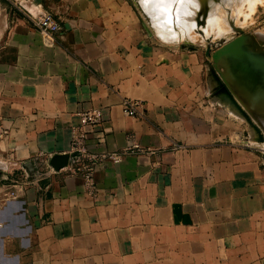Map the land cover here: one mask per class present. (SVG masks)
I'll list each match as a JSON object with an SVG mask.
<instances>
[{
    "label": "crops",
    "instance_id": "crops-1",
    "mask_svg": "<svg viewBox=\"0 0 264 264\" xmlns=\"http://www.w3.org/2000/svg\"><path fill=\"white\" fill-rule=\"evenodd\" d=\"M8 1L36 16L47 9ZM99 1L57 17L53 37L0 12V163L10 171L39 152H66L71 127L92 109L104 119L82 126L88 152L122 154L100 165L93 196L60 171L6 199L0 264H264L259 155L223 143L203 112L181 111L201 58L152 40L119 0ZM123 98L138 115L122 111Z\"/></svg>",
    "mask_w": 264,
    "mask_h": 264
},
{
    "label": "rangeland",
    "instance_id": "rangeland-1",
    "mask_svg": "<svg viewBox=\"0 0 264 264\" xmlns=\"http://www.w3.org/2000/svg\"><path fill=\"white\" fill-rule=\"evenodd\" d=\"M42 1L46 4L47 9L41 15L51 13L53 14L54 18L57 21H58L57 17L67 15L68 13L76 15V17H78V15L80 14L83 15L88 14L89 12H92L100 5L99 0H42ZM119 1L124 3L125 6L130 10V12L135 16V18L137 19L138 28L142 30L144 34H147L149 37H151L152 40L159 42L163 45L173 46L175 48L177 47L184 48L189 50L190 52H195L199 55V57L202 60L200 62V64L202 65V69L200 71L201 81L197 84V86L194 85L191 86V92L186 97L184 101V105L181 108V111L203 112L204 117L201 118H204L210 124H213L214 122L217 123V130L219 129L221 130L223 143L236 142L241 147H245L249 150L254 151L256 154L259 155L262 162V169L264 171V146L261 145L264 144V112H251L253 110L256 111V109H254L253 107L254 105H252L251 107L250 105H248V103L254 104L264 100L263 97L264 90H260L259 88L260 85L257 86L258 81H254V80L250 81L248 79V81L244 83V85L246 86L245 91L247 93L244 94L245 91L244 92L239 91L237 95L233 92L234 90L233 86L227 83L223 79L221 73V71L223 70V65L227 60L223 55L225 53V50H223L224 49L223 46H226V48L231 51L230 57L235 59L236 69L240 70V68L244 65V63H248L249 68H251L250 66L253 65L254 67L256 66L260 68L264 72V1L262 0L263 3H261V1L259 0H257L258 2L249 1L250 4L246 3L248 2L246 1L244 3L248 4L249 7L247 5L245 6V4H242L241 9L246 7L245 9L242 10L240 9V12L237 14L229 13L230 18L229 15L225 16L228 27V29L226 28L227 30H225L226 31L225 35H220V36L217 35V30H214L212 28L211 29L206 28L205 30L207 32L201 31L200 34L198 35L196 31L198 27L196 28V25L194 24L189 29L192 35L189 36V38L185 36L186 39H184V37H182V35H179L180 33L176 31L179 29L181 30V28L179 27L181 26L180 25L181 23L179 25H171L170 23L168 24V22L166 24L165 22L160 21L158 22V24L156 23L158 27L155 26L156 21L154 22V20H156L159 16L158 17L157 15L155 16L153 11L155 12L156 9L158 11V14L161 13L162 15L163 11H161L160 8H162V10L165 7L167 8V6H169L168 4H171L172 1L166 0L167 5H165L164 8L158 7L159 9L155 8V6L152 5L150 6L148 4V2L151 0H140V1L119 0ZM137 1L140 3H138ZM167 1L170 3H167ZM173 3L176 5L178 2H176L175 0V2ZM152 4L154 5L155 3L152 2ZM174 4L173 6L170 5L174 9L169 7L170 10L169 12H173L175 10ZM147 5H149L150 8ZM140 6L143 7L140 8ZM145 6L148 8L146 9ZM218 7L219 6L216 5L215 10H212L214 11V14L218 9ZM143 8L146 10L148 9H154V10L153 11L149 10V12L148 11L145 12L146 10H143ZM166 8H165L166 13L165 12L164 13L167 15L168 10ZM6 11L15 12L16 14L21 15L26 20H27V15L38 17L30 13L27 9H25L20 2L17 3V2H9L8 0H0V12H6ZM247 11L249 12L247 13ZM243 13L244 15H241ZM150 14L155 16V18ZM155 14H157V12ZM147 15L150 17H148ZM152 17L154 18L153 23L151 21ZM159 19L161 20L162 18L159 17ZM196 19H195V23H196ZM241 23L242 25H240ZM163 27L164 29L162 30ZM231 28L233 29L230 30ZM160 30H162V33ZM163 31L166 32L163 33ZM169 33L171 34L173 33L172 36H170L171 34ZM206 33H209V35L207 36ZM162 34L164 35V37L169 36V38L165 39L164 37H162L163 36ZM242 35L244 36V38L240 37ZM214 41L215 42L218 41V43L213 46L212 42L215 43ZM219 41L221 42L219 43ZM239 41L241 42V44L245 43L247 46L245 48H242ZM207 46L209 47L211 46L209 51H207ZM215 52H216V56L214 59L212 55ZM241 56L243 58H241ZM220 59L222 61H220ZM237 61H239L240 63ZM240 64L242 66H240ZM252 82L253 85L251 84ZM252 94L255 95L256 97H253ZM257 96H260L261 98L260 97L257 98ZM250 97L256 98V100L258 99L259 101L254 102L255 99ZM260 105L261 104H258L257 106ZM0 164H1L0 171H2L5 168L6 164L5 162H2ZM8 167H10V164H8ZM8 188L9 187L5 186V188H3L0 191V208H2V206L6 202Z\"/></svg>",
    "mask_w": 264,
    "mask_h": 264
},
{
    "label": "built area",
    "instance_id": "built-area-1",
    "mask_svg": "<svg viewBox=\"0 0 264 264\" xmlns=\"http://www.w3.org/2000/svg\"><path fill=\"white\" fill-rule=\"evenodd\" d=\"M28 22L43 35L53 37L62 29L59 21H57L53 14L47 13L38 17L27 15ZM138 103L128 98H123L121 101L122 111L126 115H138ZM104 119V114L101 109H92L80 114V125L72 126L70 129V140L68 150L69 157L66 165L59 169H55L50 163V158L54 155L52 153L39 152L32 160L22 161L17 168H12L9 171L7 167L1 171L3 180L8 181L6 184L8 188L7 197L16 198L18 195L25 193L26 189L33 184H37L44 179L48 174L64 172V174L71 178H79L82 181L83 188L86 194L93 196L96 193L95 174L103 164L104 160L110 159L117 163L121 160V153H108L100 157L88 152L85 139L86 132L82 126L93 125L99 123ZM7 135V128L0 123V142ZM138 152L140 149L137 150ZM58 153V154H64Z\"/></svg>",
    "mask_w": 264,
    "mask_h": 264
},
{
    "label": "bare ground",
    "instance_id": "bare-ground-1",
    "mask_svg": "<svg viewBox=\"0 0 264 264\" xmlns=\"http://www.w3.org/2000/svg\"><path fill=\"white\" fill-rule=\"evenodd\" d=\"M140 1V0H139ZM169 1H172V3L173 2H175V0H169ZM246 1H248V2H246ZM254 2V1H257V0H176V2H178L176 5L174 4V6H175V10L173 11V10H171V11H173V12H169L170 10H169V7H171V6H173V4L171 3V4H168L169 6H167V10H168V12H167V15L165 14L166 12H165V8L162 10V8H160L161 9V11H163L162 12V15H161V13H159L158 14V11L155 9V8H158L157 6H156V4H152V2L151 1H149L148 2V4L151 6H155V12L153 11L154 9H148V10H146L148 7H146V9H144L143 8V10H146L145 12H149V10H151V11H153V13H154V15L156 16L157 15V17L159 16L160 18H162L161 20L159 19V17L156 19V20H154V22H155V26H157L158 27V25H156V23L158 24V22H160V21H163V22H165L166 24H167V22H168V24L170 23L171 25H179L180 23V25L181 26H179L180 28H181V30L179 29V30H176V31H178V33H180L179 35H182V37H184V39H186V37L187 38H189V36H191L192 34H191V32L189 31V29H190V27L192 26V25H196V28H197V33H198V35L200 34V32L201 31H206L205 29L206 28H212V29H214V30H217V35H225L226 34V31L225 30H227L228 29V27H227V20L225 19L226 17L225 16H228L229 15V18H230V14L229 13H231V14H237V13H239L240 12V9H241V7H242V4H245V6L247 5L248 6V4H246V3H249L250 4V2ZM259 1H261V3H263L262 2V0H259ZM264 1V0H263ZM138 2V1H137ZM136 2V3H137ZM142 2V1H141ZM244 2H246V3H244ZM258 2V1H257ZM256 2V3H257ZM138 3H140V2H138ZM143 3V2H142ZM145 3V2H144ZM167 3H170V2H168L167 1ZM149 5H147V6H149ZM167 5V4H166ZM171 5V6H170ZM219 6L218 7V9L216 10V12H215V14H214V11H212V10H215V6ZM255 5V4H254ZM144 6V5H143ZM143 6H140V8L141 7H143ZM150 6H149V8H150ZM252 6V5H251ZM249 7V6H248ZM172 8V7H171ZM246 8V7H245ZM245 8H242V9H245ZM159 9V8H158ZM172 9H174V8H172ZM241 9V10H242ZM254 9V8H253ZM251 10V9H250ZM157 12V14H155ZM160 12V11H159ZM165 12V13H164ZM249 11H247V13H248ZM146 14H148V13H146ZM166 16H165V15ZM151 16H153L152 14H150ZM241 15H244V13L243 14H241ZM148 16V15H147ZM155 16H153L154 18H155ZM247 16V15H246ZM148 17H150V16H148ZM151 18V21H152V23H153V19L154 18ZM197 18V19H196ZM234 18V17H233ZM245 18V17H244ZM150 19V18H149ZM195 19H196V23H195ZM237 19V18H236ZM236 19H234V20H236ZM233 20V19H232ZM230 22V21H229ZM232 22V21H231ZM151 23V24H152ZM233 23V22H232ZM161 24V23H160ZM232 25H234V24H232ZM240 25H242V23L240 24ZM152 26V25H151ZM160 26V25H159ZM231 26V25H230ZM156 27V28H157ZM161 27V26H160ZM159 27V28H160ZM237 27V26H236ZM235 27V28H236ZM227 28V29H226ZM164 29V27L162 28V30ZM210 29H208V30H210ZM233 28H231L230 30H232ZM162 30H160L161 31V33H162ZM165 30H167V29H165ZM174 31V30H173ZM195 31V30H194ZM229 31V30H228ZM166 32V31H165ZM164 31H163V33H165ZM170 32H171V30H170ZM207 32V31H206ZM161 33H160V35H161ZM202 33H204V32H202ZM216 33V32H215ZM228 33V32H227ZM159 34V33H158ZM169 34H171V33H169ZM173 34V33H172ZM172 34L170 35V36H172ZM213 34V33H212ZM163 35V34H162ZM174 35H175V33H174ZM173 35V36H174ZM206 35L208 36L209 35V33H206ZM211 35V34H210ZM214 35V34H213ZM212 35V36H213ZM216 35V36H217ZM168 36V35H167ZM186 36V37H185ZM207 36H206V39H207ZM215 36V35H214ZM162 37H164V35L162 36ZM178 37V36H177ZM180 37V36H179ZM193 37V36H192ZM221 37H223V36H221ZM220 37V38H221ZM240 37H243L244 38V36L242 35V36H240ZM165 39H167V38H169V36L168 37H164ZM242 38V39H243ZM171 39V38H170ZM191 39V38H190ZM211 39V38H210ZM222 39V38H221ZM225 39V38H224ZM173 40H174V37H173ZM175 40H177V39H175ZM222 41V40H221ZM221 41H219V43L221 42ZM215 42V41H214ZM240 42V41H239ZM218 43V41H216L215 43H213L212 42V45L214 46L215 44H217ZM240 44H241V42H240ZM207 45V44H206ZM211 45V44H210ZM241 46H242V48H245L247 45L245 44V43H242L241 44ZM208 48H209V50H210V48H211V46L209 47V46H207ZM223 50H225V53L223 54L224 55V57L227 59L226 60V62H225V64L223 65V70L221 71V73H222V77H223V79L227 82V83H229V84H231L232 86H233V88H234V90H233V92L235 93V94H237L238 95V93H239V91L241 92V91H245V85H244V83L245 82H247L248 81V79L251 81H258V85L257 86H259L260 85V90H264V72H263V70H261L260 68H258V67H254L253 65H251L250 67L251 68H249V66H248V63H244V65L242 66L241 64H240V66H242L241 68H240V70L239 69H236L235 68V65H236V62H235V59H233V58H231L230 57V50H228L227 48H226V46H223ZM222 49V48H221ZM220 49V50H221ZM219 50V49H218ZM222 51V50H221ZM220 52V51H219ZM223 52V51H222ZM252 52V51H251ZM254 52V51H253ZM255 53V52H254ZM253 53V54H254ZM219 54V53H218ZM217 54V55H218ZM239 54V53H238ZM240 55V54H239ZM235 56V55H234ZM236 56H237V54H236ZM218 57V56H217ZM245 57V56H244ZM241 58H243L242 56H241ZM254 58V57H253ZM215 59V58H214ZM245 59V58H244ZM246 59H247V57H246ZM256 60H257V58H256ZM220 61H222L221 59H220ZM215 62V61H214ZM237 62H239V61H237ZM244 62V61H243ZM240 63V62H239ZM255 68V69H254ZM244 78H246V79H244ZM263 80V81H262ZM250 84V83H249ZM252 85H253V82L251 83ZM248 85V84H247ZM262 86V87H261ZM251 87V86H250ZM254 87V86H253ZM258 88V87H257ZM254 90V89H253ZM245 93H247L246 91L244 92V94ZM251 93V92H250ZM254 94V93H253ZM252 94V95H253ZM262 94V93H261ZM260 94V95H261ZM257 95V94H256ZM250 96V95H249ZM253 97H256L255 95H253ZM253 97H250V98H253ZM260 96H257V98H259ZM264 97V96H263ZM261 98V97H260ZM253 99H255L254 100V102L255 101H259L258 99L256 100V98H253ZM251 102H252V100H251ZM248 103V102H247ZM258 104H261L260 106H257ZM248 105H250V107L252 106V105H254L253 107H254V109H256V111L255 110H253V111H251V112H264V100H262L261 102H259V103H254V104H252V103H248ZM261 114H263V113H261ZM261 145H263L264 146V144H261Z\"/></svg>",
    "mask_w": 264,
    "mask_h": 264
},
{
    "label": "water",
    "instance_id": "water-1",
    "mask_svg": "<svg viewBox=\"0 0 264 264\" xmlns=\"http://www.w3.org/2000/svg\"><path fill=\"white\" fill-rule=\"evenodd\" d=\"M241 31V30H240ZM207 51H209V48L207 47ZM217 52V51H216ZM216 52L212 55L213 58H215L216 56ZM208 53V52H207ZM69 154L68 153H64V154H54L50 160L49 163L55 168V169H59L60 167H62L63 165H66L67 160H68ZM1 175L2 172L0 171ZM175 221L177 220H182L184 222H186V216H181V214L178 213V211L175 212Z\"/></svg>",
    "mask_w": 264,
    "mask_h": 264
},
{
    "label": "snow or ice",
    "instance_id": "snow-or-ice-1",
    "mask_svg": "<svg viewBox=\"0 0 264 264\" xmlns=\"http://www.w3.org/2000/svg\"><path fill=\"white\" fill-rule=\"evenodd\" d=\"M151 2L155 3L157 7H165L166 0H151Z\"/></svg>",
    "mask_w": 264,
    "mask_h": 264
}]
</instances>
